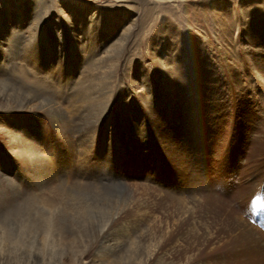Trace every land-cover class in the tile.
Returning a JSON list of instances; mask_svg holds the SVG:
<instances>
[{"label": "rangeland", "instance_id": "rangeland-1", "mask_svg": "<svg viewBox=\"0 0 264 264\" xmlns=\"http://www.w3.org/2000/svg\"><path fill=\"white\" fill-rule=\"evenodd\" d=\"M0 36V264H264V0H0Z\"/></svg>", "mask_w": 264, "mask_h": 264}, {"label": "bare ground", "instance_id": "bare-ground-1", "mask_svg": "<svg viewBox=\"0 0 264 264\" xmlns=\"http://www.w3.org/2000/svg\"><path fill=\"white\" fill-rule=\"evenodd\" d=\"M213 8V7H212ZM2 21V20H1ZM3 26V25H2ZM2 29V28H1ZM2 31V30H1ZM1 37V36H0ZM76 48V47H75ZM74 48V49H75ZM255 50V49H254ZM258 52V51H257ZM255 54V53H254ZM155 57V56H154ZM161 61V60H160ZM173 62V61H172ZM75 63V62H74ZM161 63V62H160ZM162 63H163V61H162ZM2 67V66H1ZM20 67V66H19ZM27 69V68H26ZM31 70V69H30ZM18 71V70H17ZM22 71H24V69L22 70ZM32 71H33V68H32ZM30 72V71H29ZM28 72V73H29ZM32 73H35V72H32ZM31 73V74H32ZM38 73V72H37ZM18 74V73H17ZM31 74H30V77L28 76V79L29 78H31L32 76H31ZM39 74V73H38ZM37 74V75H38ZM71 74V73H70ZM25 75H26V72H25ZM73 75V74H72ZM33 76H34V74H33ZM260 76V75H259ZM91 77V76H90ZM18 78H20V77H18ZM35 78H37L36 76H35ZM39 78V77H38ZM258 78H260V77H258ZM42 79V78H41ZM40 80V79H39ZM30 81V80H29ZM38 81V80H37ZM36 81V82H37ZM44 81V83H45V80H43ZM262 81H264V79L262 80ZM20 82V81H19ZM22 82V81H21ZM20 82V83H21ZM40 82V81H39ZM42 82V81H41ZM261 83V82H260ZM39 84V83H38ZM49 83L47 82V84L46 85H48ZM263 84V83H262ZM261 84V85H262ZM45 85V84H44ZM18 86H20V85H18ZM17 86V87H18ZM83 86V85H82ZM40 87H41V85H40ZM43 87V86H42ZM48 87V86H47ZM257 87V86H256ZM262 87H264V86H262ZM20 88H21V86H20ZM24 88H25V86H24ZM84 88V87H83ZM19 89V88H18ZM41 89V88H40ZM21 91V90H20ZM23 91V90H22ZM21 91V92H22ZM36 91V90H35ZM41 91V90H40ZM44 91H45V89H44ZM107 91V90H106ZM263 91V90H262ZM25 92V91H24ZM88 92V91H87ZM29 93V92H28ZM32 94H34V93H32ZM38 94V93H37ZM106 94V93H105ZM108 94V93H107ZM109 95V94H108ZM108 95H107V97L106 98H108ZM26 96V95H25ZM31 96V95H30ZM37 97V96H36ZM104 97H105V95H104ZM26 98V97H25ZM24 98V99H25ZM23 99V100H24ZM37 99H39V98H37ZM43 99V98H42ZM41 99V100H42ZM110 99V98H109ZM30 102L31 101H33L32 99L31 100H29ZM38 101V100H37ZM50 101V100H49ZM106 101H108L107 99H106ZM37 103V102H36ZM52 105V104H51ZM37 106H39V104L37 105ZM48 106V105H47ZM50 106V105H49ZM56 106V105H55ZM58 106H60V105H58ZM41 107V106H40ZM52 107V106H51ZM185 107V106H184ZM43 108V107H42ZM29 109V108H28ZM41 109V108H40ZM52 109H53V107H52ZM60 109V108H59ZM58 109V110H59ZM38 110H39V108H38ZM49 110H50V108H49ZM53 111V110H52ZM68 111V110H67ZM36 112V111H35ZM47 112L49 113V111L47 110ZM58 112V111H57ZM60 112V111H59ZM44 113V112H43ZM60 113H62V112H60ZM28 114V113H27ZM47 114V113H46ZM64 114V113H63ZM93 114V113H92ZM24 115V114H23ZM49 115V114H48ZM62 115V114H61ZM64 116V115H63ZM55 118V117H54ZM176 118V117H175ZM56 119H58L57 117H56ZM29 120V119H28ZM54 120V119H53ZM24 121V120H23ZM57 121V120H56ZM60 121H61V119H60ZM21 123V122H20ZM54 123V122H53ZM59 123V122H58ZM18 123H16V127H15V130L17 131V125ZM24 124V123H23ZM150 124V123H149ZM203 125V124H202ZM24 126V125H23ZM58 126V125H57ZM24 128V127H23ZM25 129V128H24ZM39 130V129H38ZM27 131V130H26ZM15 134V133H14ZM16 135V134H15ZM91 136V135H90ZM201 136V135H200ZM19 137H21V135H19ZM89 137V136H88ZM21 139V138H20ZM92 140V139H91ZM22 142H24V141H22ZM91 142V141H90ZM28 144V143H27ZM26 144V145H27ZM37 146V145H36ZM19 147V146H18ZM28 147V146H27ZM30 147V146H29ZM91 147V146H90ZM18 149V148H17ZM87 149V148H86ZM151 149V148H150ZM170 149V148H169ZM26 150V149H25ZM28 150H29V153H27L26 152V154L30 157H36V155H41L40 154V149H39V147H31L30 149L28 148ZM131 150V149H130ZM23 153V152H22ZM128 153V152H127ZM130 153H131V151H130ZM129 153V154H130ZM168 153V152H167ZM88 155V154H87ZM133 155V154H132ZM24 157V156H23ZM45 157V156H44ZM135 158V157H134ZM27 159H28V157H27ZM35 159H37L38 161H40V159L39 158H35ZM32 159H30V161H31ZM46 160V159H45ZM84 161V160H83ZM135 161V160H134ZM175 161H176V163L179 165V162L180 161H182V157L180 158V159H175ZM33 162V161H32ZM37 162V161H36ZM49 162H51V161H48V163ZM75 162V161H74ZM85 162V161H84ZM40 163V162H39ZM29 164H31V163H29ZM117 165V164H116ZM125 165V164H124ZM122 166V165H121ZM44 168L46 169V167H42V169H40L41 170V172H39L40 174L43 172V170H44ZM53 168V166H49L48 167V172L51 170ZM81 169V168H80ZM136 169V168H135ZM119 172V171H118ZM55 173V171L54 172H52V171H50L49 173H48V176L47 175H43L41 178H42V181H43V183L48 179V178H50L51 176L53 177V174ZM80 173V172H79ZM114 173H115V171H114ZM118 174V173H117ZM39 175V174H38ZM137 175V174H136ZM86 176V175H85ZM117 177V176H116ZM39 178V177H38ZM40 178V179H41ZM60 178V177H59ZM63 178V177H62ZM57 180V179H56ZM61 180V179H60ZM41 181V180H40ZM65 181V180H64ZM54 182V181H53ZM58 182L61 184V185H63L62 184V182L61 181H59L58 180ZM57 182V183H58ZM42 183V182H41ZM261 183V182H260ZM52 184H54V183H52ZM68 184V183H67ZM45 185H46V183H45ZM71 185V184H70ZM87 185V184H86ZM72 186V185H71ZM64 187H66V186H64ZM79 187V186H78ZM82 187V186H81ZM87 187V186H86ZM56 188V187H55ZM41 189V191H42V188H40ZM53 189V188H52ZM72 189V188H71ZM256 189V188H255ZM38 190V189H37ZM55 192V191H54ZM53 192V193H54ZM134 192V191H133ZM58 193H60V191L58 190ZM55 194V193H54ZM57 194V193H56ZM77 194V193H76ZM50 195H52V194H50ZM64 195V194H63ZM197 195V194H196ZM5 196V195H4ZM37 196V195H36ZM46 196V195H45ZM75 196V195H74ZM3 197V196H2ZM5 197H7V196H5ZM57 197V196H56ZM72 197V196H71ZM76 197V196H75ZM192 197V196H191ZM55 198V197H54ZM70 198V197H69ZM69 198H68V200H69ZM74 198V197H73ZM204 198V196H197V197H195V198H188V199H186V200H189V203H190V205H192L194 208H198L199 207V209H201L202 208V204L204 205L205 203H210L211 202V198L209 199V198H207V197H205L204 198V202H202V199ZM56 199V198H55ZM66 200V199H65ZM78 200V199H77ZM71 201V200H70ZM76 201V200H75ZM142 201V200H141ZM58 202V201H57ZM183 202H184V200H183ZM186 203H188V202H186ZM60 204V203H59ZM68 204V203H67ZM66 204V205H67ZM213 204V203H212ZM47 205V204H46ZM189 205V206H190ZM220 206H221V204H220ZM60 207H62V206H60ZM73 208L74 207H76V206H72ZM82 207V206H81ZM186 207V206H185ZM193 207H191V208H193ZM69 208V207H68ZM127 208V207H126ZM184 208V207H183ZM54 209V208H53ZM60 210H61V208H59ZM48 210V209H47ZM74 210V209H73ZM194 210V209H193ZM71 211V210H70ZM61 212V211H60ZM72 212V211H71ZM75 212H76V210H75ZM75 212H72V213H75ZM127 212V211H126ZM140 212V211H139ZM128 213V212H127ZM69 213H67V215H68ZM200 214H202V213H200ZM120 215V214H119ZM151 216V215H150ZM71 218V217H70ZM65 223V222H64ZM133 223V222H132ZM238 224V223H237ZM132 225V224H131ZM179 225V224H178ZM241 226V225H240ZM242 227V229H243V231L244 232H246L245 233V240H242V247H243V249H245V247H244V245L248 248L249 246H252L253 244H254V242H256V233H254L249 227H248V230L247 231H245L244 229H245V227L244 226H241ZM170 228V227H169ZM49 229V228H48ZM170 229H172V228H170ZM180 229V228H179ZM178 229V230H179ZM167 230V229H166ZM135 231V230H134ZM135 232H137V231H135ZM173 231H170V233H172ZM241 232V231H240ZM170 233H168V234H165V237L167 236L168 237V241L169 242H172V241H174V239H175V237L172 235V234H170ZM206 233H208V232H205V234ZM260 233V232H259ZM131 230H130V228H127L126 230H122V236H123V238H124V242L123 243H125L126 242V240L127 239H129L130 240V237H132L131 235ZM137 234V233H136ZM135 234V235H136ZM117 236V235H116ZM177 236V235H176ZM241 236V235H240ZM260 236V235H259ZM133 238V237H132ZM210 238H211V234L209 235V234H207V236L205 237V239H204V241H203V244L201 245V246H207L208 245V241L210 240ZM221 238V237H220ZM263 239V238H262ZM110 240V239H109ZM117 240V239H116ZM115 240V241H116ZM105 241V240H104ZM128 241V240H127ZM205 241H207V243L205 242ZM240 241V240H239ZM258 241V240H257ZM260 241V240H259ZM249 242V243H248ZM262 242V241H261ZM160 243V242H159ZM236 243V242H235ZM253 243V244H252ZM122 244V243H121ZM120 244V245H121ZM156 244V243H155ZM164 244V243H163ZM171 244V243H170ZM237 244V243H236ZM256 244V243H255ZM254 244V245H255ZM161 245V244H160ZM165 245V244H164ZM117 246L118 247H121V246H119V244H117V243H115V248H117ZM129 246V245H128ZM158 246V245H157ZM163 246V245H162ZM235 246V245H234ZM237 246V249H238V245H236ZM258 246H260V245H258ZM153 247V246H152ZM160 247V246H159ZM242 247H241V249H242ZM227 248V247H226ZM236 248V247H235ZM253 248V247H252ZM109 249V248H108ZM262 249V248H261ZM4 251V250H3ZM257 251V250H256ZM259 251V250H258ZM258 253V252H257ZM262 253V252H261ZM155 254V253H154ZM134 257V256H133ZM213 262V261H212ZM226 263V262H225Z\"/></svg>", "mask_w": 264, "mask_h": 264}, {"label": "snow or ice", "instance_id": "snow-or-ice-1", "mask_svg": "<svg viewBox=\"0 0 264 264\" xmlns=\"http://www.w3.org/2000/svg\"><path fill=\"white\" fill-rule=\"evenodd\" d=\"M257 199H259V197H257L256 199H254V200L252 201V203H253V204H256Z\"/></svg>", "mask_w": 264, "mask_h": 264}]
</instances>
